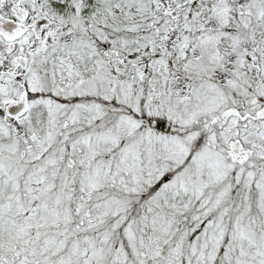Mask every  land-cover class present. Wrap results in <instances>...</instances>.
I'll return each instance as SVG.
<instances>
[{
	"label": "snow or ice",
	"instance_id": "1",
	"mask_svg": "<svg viewBox=\"0 0 264 264\" xmlns=\"http://www.w3.org/2000/svg\"><path fill=\"white\" fill-rule=\"evenodd\" d=\"M0 264H264V0H0Z\"/></svg>",
	"mask_w": 264,
	"mask_h": 264
}]
</instances>
